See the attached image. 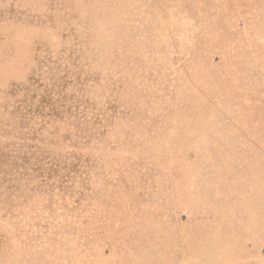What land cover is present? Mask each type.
I'll list each match as a JSON object with an SVG mask.
<instances>
[{"label": "rangeland", "instance_id": "374dc122", "mask_svg": "<svg viewBox=\"0 0 264 264\" xmlns=\"http://www.w3.org/2000/svg\"><path fill=\"white\" fill-rule=\"evenodd\" d=\"M0 264H264V0H0Z\"/></svg>", "mask_w": 264, "mask_h": 264}]
</instances>
